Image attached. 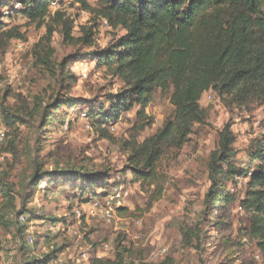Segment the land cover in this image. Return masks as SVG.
<instances>
[{"label": "rangeland", "instance_id": "rangeland-1", "mask_svg": "<svg viewBox=\"0 0 264 264\" xmlns=\"http://www.w3.org/2000/svg\"><path fill=\"white\" fill-rule=\"evenodd\" d=\"M6 1L14 8L19 0ZM98 6L99 0H54L50 16L36 23L3 11L5 32L20 35L0 47V117L7 132L0 141V264L50 257L64 264L115 261L119 246L124 264H264L240 205L264 150V105L238 106L209 90L199 103L206 118L189 142L165 151L155 178L137 181L131 146L154 136L175 107L159 90L140 117V106L126 109L130 96L119 103L124 84L111 73L106 54L123 33L93 11ZM112 106L119 114L107 121ZM228 124L234 133L230 162L246 175L225 182L234 202L214 205L206 197L211 154ZM7 194L16 206L2 212ZM117 194L112 223L86 213L93 202ZM17 224L26 228L28 258L19 251Z\"/></svg>", "mask_w": 264, "mask_h": 264}, {"label": "trees", "instance_id": "trees-1", "mask_svg": "<svg viewBox=\"0 0 264 264\" xmlns=\"http://www.w3.org/2000/svg\"><path fill=\"white\" fill-rule=\"evenodd\" d=\"M53 2L19 0L22 7L14 10L6 0H0V47L20 35L15 29L5 32L1 22L4 9L11 11L8 18L21 13L36 23L50 16ZM93 11L114 31L123 33L106 54L108 68L124 84L119 103L125 105L130 96L126 109L140 106V117L159 90L170 94L175 107L174 116L154 136L131 146L130 169L137 181L155 178L165 151L180 150L189 142L194 126L206 118L207 111L199 103L209 90L238 106L252 102L264 105V0H99ZM63 29L70 40L72 26L68 21ZM48 32L51 34V29ZM114 112L107 121L117 119L119 110L114 108ZM102 138L107 136L103 133ZM233 143L234 133L228 124L220 134L217 150L211 154L212 187L206 197L214 205L234 202L235 194L227 192L225 182L246 175L239 174L230 162L235 156ZM258 158L240 205L249 219L248 233L264 255V150ZM6 197L2 212L16 206L13 196ZM25 236V226L17 224L19 251L28 258L31 248ZM119 247L115 261L95 259L91 264H124ZM49 259L41 263L25 259L23 264H49Z\"/></svg>", "mask_w": 264, "mask_h": 264}, {"label": "built area", "instance_id": "built-area-1", "mask_svg": "<svg viewBox=\"0 0 264 264\" xmlns=\"http://www.w3.org/2000/svg\"><path fill=\"white\" fill-rule=\"evenodd\" d=\"M21 7H22L21 4L19 3V1H17L14 6V10H20ZM5 11L4 12L6 16H8L11 13V11L8 8H6ZM104 21L108 24L106 20ZM83 76L86 77L87 75L84 74ZM6 135H7V132L5 128L2 126V119L0 117V141L1 142H3L6 139ZM119 200H120V195L117 194L115 196H109L105 200V202H100V201L93 202L91 206L89 207V210L86 213L90 217L99 218L100 220H103L104 222L110 224L116 219V216H117V208H116L117 206L116 205H120ZM20 221L22 224L27 223V217L25 216V214L20 216ZM165 253H166V250L160 251L159 255L164 256ZM154 257L157 258L158 256L155 254ZM82 258L87 260V254L83 253ZM52 264H64V263H61L58 260H53Z\"/></svg>", "mask_w": 264, "mask_h": 264}]
</instances>
